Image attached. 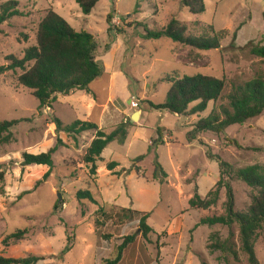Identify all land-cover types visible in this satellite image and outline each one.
I'll use <instances>...</instances> for the list:
<instances>
[{"label": "rangeland", "instance_id": "rangeland-1", "mask_svg": "<svg viewBox=\"0 0 264 264\" xmlns=\"http://www.w3.org/2000/svg\"><path fill=\"white\" fill-rule=\"evenodd\" d=\"M205 5V12L194 15L181 0H99L86 14L76 0H19L23 14L0 25V66L9 63L8 55L22 58L36 44L40 22L54 9L76 30L94 34L102 74L90 84L93 95L84 90L59 94L52 108H40L32 90L20 84L22 69L0 75V119L21 120L12 128L13 140L0 144V255L46 256L36 264H98L115 257L124 238L136 234L119 264H251L237 223L231 228L199 224L204 216L225 212L224 191L207 211L191 209L189 199L196 189L205 197L218 180L219 163L209 152L234 168L264 164V112L229 126L220 136L206 131L190 141L187 133L213 110L221 113L229 106L227 95L234 84L264 76V59L250 50L264 45V0H205ZM172 17L186 24L191 36L224 32L221 47L199 50L168 37H146ZM196 74L227 81L223 96L205 111L182 116L149 107L148 101L166 100L168 80ZM131 99L139 107L132 108ZM136 111L142 120L132 119ZM55 116L64 125L78 119L95 122L106 132L126 121L128 138L124 144H108L97 162L98 175L91 176L83 157L96 131H57L51 128ZM52 147L53 172L43 180L49 167L25 165L23 154ZM140 155H146L140 169L130 171ZM111 161L119 163L114 170L107 168ZM156 162L167 178H154L156 170L163 178ZM232 186L236 210H247L255 191L237 178ZM87 189L96 201L77 198V191ZM123 207L150 213L147 223L153 231L144 237L139 232L142 214H128ZM18 229L28 233L4 244ZM230 234L231 252L211 250V244ZM255 253L258 264H264V229L258 231Z\"/></svg>", "mask_w": 264, "mask_h": 264}, {"label": "trees", "instance_id": "trees-1", "mask_svg": "<svg viewBox=\"0 0 264 264\" xmlns=\"http://www.w3.org/2000/svg\"><path fill=\"white\" fill-rule=\"evenodd\" d=\"M99 0H76L82 11L91 13ZM190 13L197 15L205 12V0H181ZM19 9V0H0V25L10 18L22 15ZM113 14H109L108 21L111 22ZM188 27L176 17L162 28L152 31L146 35L147 38L168 37L174 42L187 44L199 50L218 49L221 47V40L224 32H214L213 35L203 34L191 36L187 34ZM36 44L27 48L24 56L18 58L15 55H8V64L0 66V75L8 70L22 69L18 76L21 85L32 90L33 96L39 99L40 108L53 107L59 94L70 95L77 90H84L93 95L90 84L102 74V67L96 60L98 43L94 34L86 31L76 30L62 15L54 9H48L46 15L39 24ZM252 54L264 59V45L251 47ZM28 67V68H27ZM171 87L166 100L163 103L148 101L151 109L168 110L172 113L190 116L205 111L210 102L218 101L226 89L227 81L224 77L213 75L196 74L185 75L179 78L168 80ZM229 106H224L221 113L213 110L209 116L200 119L187 133L190 141L197 140L202 132L212 131L218 136L233 124H243L251 118L260 116L264 112V76H257L244 84H234L227 95ZM198 103L190 107V105ZM21 120L0 119V144L9 143L13 140L12 128ZM57 131H66L76 135L83 131L95 130L92 139L83 157L84 163L89 168L91 176H97L99 172L98 160L109 143L117 141L124 144L128 138V123L121 121L111 132H106L95 122L75 120L71 124L64 125L59 117H54ZM229 140V138H227ZM159 144L164 143L162 132H159ZM234 142L237 146L239 144ZM156 142L153 141L152 145ZM56 147L50 148L47 152L23 154V164L47 165L48 171L44 174L43 180H47L53 172V154ZM146 155H140L132 160L130 171L140 169L138 165ZM209 158L216 159L219 163L220 174L215 186L203 197L196 189L189 199L191 209L203 211L213 209L219 201L221 192L224 191V213L213 214L201 218L199 224L216 225L223 224L232 227L239 225V235L242 250L248 255L251 264H258L255 253V241L258 231L264 229V164H253L242 168H234L231 163L222 157L211 152ZM119 163L111 161L107 164L109 170H114ZM156 168L161 170L162 176L156 170L154 178L164 179L168 177L160 162H156ZM128 169L123 173L128 174ZM4 178V173H0ZM235 178L244 181L255 192L252 193V202L245 211H238L235 207V194L232 180ZM42 182V181H40ZM79 200L89 199L96 201L91 190H79L76 193ZM101 210V209H100ZM128 214H142L140 218L139 232L147 237L153 231L152 226L147 223L150 213L123 207ZM129 216V215H127ZM28 230L18 229L7 235L3 242L8 244L10 239L19 241L23 239ZM136 234L127 235L122 244L118 247L115 257L103 259L98 264H119L124 250L136 241ZM230 236L223 242L211 244V250H221L223 254L232 250L229 245ZM66 251L69 247H66ZM65 250L63 253H65ZM45 255L30 254L25 257H10L0 255V264H36L45 259Z\"/></svg>", "mask_w": 264, "mask_h": 264}, {"label": "built area", "instance_id": "built-area-1", "mask_svg": "<svg viewBox=\"0 0 264 264\" xmlns=\"http://www.w3.org/2000/svg\"><path fill=\"white\" fill-rule=\"evenodd\" d=\"M130 101H131V106H132V108H137V107H139V103H138V101H136L135 99H131Z\"/></svg>", "mask_w": 264, "mask_h": 264}, {"label": "water", "instance_id": "water-1", "mask_svg": "<svg viewBox=\"0 0 264 264\" xmlns=\"http://www.w3.org/2000/svg\"><path fill=\"white\" fill-rule=\"evenodd\" d=\"M140 117V111L135 112L132 119H138Z\"/></svg>", "mask_w": 264, "mask_h": 264}, {"label": "crops", "instance_id": "crops-1", "mask_svg": "<svg viewBox=\"0 0 264 264\" xmlns=\"http://www.w3.org/2000/svg\"><path fill=\"white\" fill-rule=\"evenodd\" d=\"M74 93V92H73ZM50 108V107H49ZM137 112V111H136ZM135 114V113H134ZM133 114V115H134ZM140 120H142V115H141V113H140ZM120 123V122H119ZM100 128L102 127V125H100L99 126ZM51 128L53 129V128H56V124H53L52 126H51ZM103 129V128H102Z\"/></svg>", "mask_w": 264, "mask_h": 264}]
</instances>
